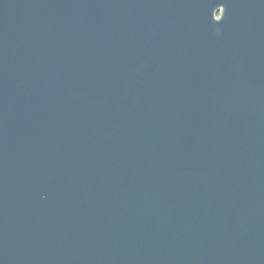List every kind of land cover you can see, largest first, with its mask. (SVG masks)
<instances>
[{"label":"water","instance_id":"95a60500","mask_svg":"<svg viewBox=\"0 0 264 264\" xmlns=\"http://www.w3.org/2000/svg\"><path fill=\"white\" fill-rule=\"evenodd\" d=\"M0 264H264V0H0Z\"/></svg>","mask_w":264,"mask_h":264}]
</instances>
